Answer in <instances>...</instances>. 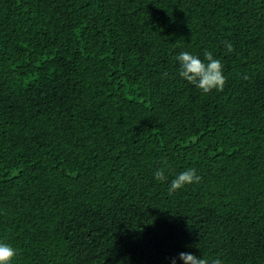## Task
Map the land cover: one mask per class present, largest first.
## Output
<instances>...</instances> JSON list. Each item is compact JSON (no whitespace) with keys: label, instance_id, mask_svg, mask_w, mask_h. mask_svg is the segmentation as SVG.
<instances>
[{"label":"trees","instance_id":"16d2710c","mask_svg":"<svg viewBox=\"0 0 264 264\" xmlns=\"http://www.w3.org/2000/svg\"><path fill=\"white\" fill-rule=\"evenodd\" d=\"M0 242L11 264H264V0H0Z\"/></svg>","mask_w":264,"mask_h":264},{"label":"clouds","instance_id":"9594fccd","mask_svg":"<svg viewBox=\"0 0 264 264\" xmlns=\"http://www.w3.org/2000/svg\"><path fill=\"white\" fill-rule=\"evenodd\" d=\"M225 47L228 52L233 51V46L230 42L226 43ZM176 59L180 65L179 76L189 84L196 86L205 94L212 90L223 91L227 82L223 74L224 66L219 59L213 57L211 52L205 53L204 61L188 52L179 53ZM244 78L247 79L246 76ZM154 175L159 181L166 180L163 170H157ZM200 179L195 169L181 172L171 181L169 194L171 195L185 185L199 183ZM16 256L17 250L14 247L9 243L0 242V264H11ZM179 259L183 260L184 264H209V261L204 257L198 258L191 253H180ZM172 264H175V258L172 259ZM211 264H223V262L220 259H214Z\"/></svg>","mask_w":264,"mask_h":264}]
</instances>
